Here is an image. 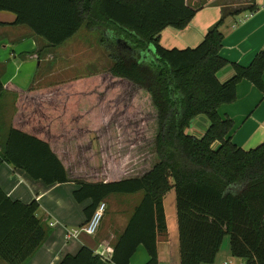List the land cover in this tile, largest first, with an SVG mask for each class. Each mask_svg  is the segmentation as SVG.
Wrapping results in <instances>:
<instances>
[{"label": "trees", "instance_id": "16d2710c", "mask_svg": "<svg viewBox=\"0 0 264 264\" xmlns=\"http://www.w3.org/2000/svg\"><path fill=\"white\" fill-rule=\"evenodd\" d=\"M1 11L14 14L15 26H27L51 48L82 30L100 32L99 43L113 64L18 94L0 165L12 164L49 186L74 183L75 201L91 202L90 218L112 195L143 193L109 264H130L140 246L149 255L147 264H159V237L168 233L164 201L172 190L180 264H212L227 235L233 259L264 264V143L251 150L237 146L234 121L219 114L221 106L236 102L242 80L264 94V50L248 67L224 59V20L196 48H164L160 34L169 27L185 30L198 12L187 0H0ZM228 67L234 76L222 83L218 74ZM141 93L148 96L157 125L155 163L149 160L137 165L136 173L107 181L115 170L123 173L125 163L115 157L117 149L99 147L98 137L124 118ZM201 117L209 128L196 138L188 129ZM92 137L94 143L76 147ZM39 209L37 201H13L0 187L2 261L26 264L43 245L48 233ZM60 264L104 263L83 247Z\"/></svg>", "mask_w": 264, "mask_h": 264}, {"label": "crops", "instance_id": "0c3cea01", "mask_svg": "<svg viewBox=\"0 0 264 264\" xmlns=\"http://www.w3.org/2000/svg\"><path fill=\"white\" fill-rule=\"evenodd\" d=\"M187 3L198 9L197 14L185 30L169 27L160 34L159 42L164 48H196L207 33L224 20L221 27L224 42L220 52L224 59L248 67L264 50V0H187ZM15 21L14 14L0 12V78L4 86V93L0 96V156L2 144L12 127L16 96L61 83L54 80L58 71L48 69L45 72L43 68L48 58L55 59L53 53H46L55 48L48 47L44 39L36 36L27 26H15ZM78 34L67 42L74 40ZM218 76L225 83L234 76V70L228 67ZM219 114L222 119L234 121L232 141L237 146L251 150L264 143V94L250 81L242 80L238 84L236 102L221 106ZM208 128V120L201 117L196 119L188 132L202 138ZM123 173L129 174L128 171ZM112 174L107 181L124 177L121 170H115ZM0 187L13 201L27 205L37 201L40 205L37 216L48 236L26 264H60L66 256H76L83 247L93 250L101 262L109 264L115 245L143 198V193L110 196L107 202L110 206L114 205L116 210L110 226L107 229L103 226L95 236L82 233L77 239L69 240L68 231L84 227L92 213L87 210L91 206L90 201L84 204L75 201L73 192L77 187L74 183L49 186L4 162L0 165ZM51 224L55 226L51 227ZM177 241L179 233L159 237V264H180ZM228 247L222 243L212 264L238 262L232 257L230 244ZM148 261L146 249L140 246L130 264H147Z\"/></svg>", "mask_w": 264, "mask_h": 264}, {"label": "rangeland", "instance_id": "374dc122", "mask_svg": "<svg viewBox=\"0 0 264 264\" xmlns=\"http://www.w3.org/2000/svg\"><path fill=\"white\" fill-rule=\"evenodd\" d=\"M100 39V32L80 31L74 40L67 42L61 48H55L54 51L46 52L48 54L53 53L55 59L51 57L48 58L49 61H46L48 63L43 64L44 71L47 72L48 69L58 71L59 73L54 75L55 82H64L110 69L113 63L109 55H107L106 50L101 47L99 43ZM74 57H76V59ZM51 79L52 78L48 80ZM148 101L149 98L145 93L139 94L129 111L122 112L124 118L119 122L108 124L106 128H103L98 137L99 140H97L100 142V144L98 143L99 147L107 146L112 148V150L114 148L118 150L115 157L125 163V166H121L125 171L137 169V165H139V167L143 164L145 165L149 160L155 163L156 158L151 155H153L154 132L157 125L152 123L154 117L151 114L152 108ZM142 118L144 122H142ZM192 135L196 138L200 136L194 133ZM94 139L96 140L95 137H92L80 143L77 142L76 147L79 145L86 146L90 141H95ZM75 152L76 151H74V153ZM98 156L100 157L99 153L96 155L98 160L96 166L99 164L101 165V159H99ZM119 164L121 165V162ZM88 171L91 173V170ZM134 172L136 173V171ZM122 175H124V173H122ZM107 204L110 209L108 213H106L100 229L103 226L107 229L116 215L115 206H110L108 202ZM164 204L168 225L167 236H176L178 234V223L174 190L166 196ZM226 244L227 248H229V235L224 238L223 246ZM177 245L179 247L178 241ZM0 263L7 264L2 260H0Z\"/></svg>", "mask_w": 264, "mask_h": 264}, {"label": "built area", "instance_id": "2783aa9c", "mask_svg": "<svg viewBox=\"0 0 264 264\" xmlns=\"http://www.w3.org/2000/svg\"><path fill=\"white\" fill-rule=\"evenodd\" d=\"M107 211H108L107 203L106 202L99 203V205L96 208V211L94 212L93 216L90 218L88 223L80 229L68 231L67 238L69 240L77 239L79 235L82 233H85L88 236H95L101 227V224L104 220V217ZM54 226L55 224H51V227H54ZM222 264H246V263L245 262H237V263L224 262Z\"/></svg>", "mask_w": 264, "mask_h": 264}, {"label": "water", "instance_id": "95a60500", "mask_svg": "<svg viewBox=\"0 0 264 264\" xmlns=\"http://www.w3.org/2000/svg\"><path fill=\"white\" fill-rule=\"evenodd\" d=\"M195 121H196V120H195ZM195 121L192 122L191 126H193V124H194Z\"/></svg>", "mask_w": 264, "mask_h": 264}]
</instances>
